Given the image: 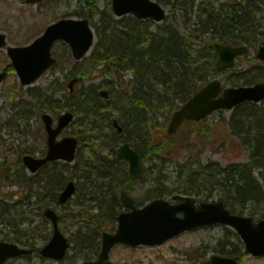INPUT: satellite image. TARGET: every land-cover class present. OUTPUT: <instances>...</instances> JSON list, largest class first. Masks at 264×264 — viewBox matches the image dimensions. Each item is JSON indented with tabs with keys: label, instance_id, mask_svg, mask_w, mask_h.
<instances>
[{
	"label": "rangeland",
	"instance_id": "obj_1",
	"mask_svg": "<svg viewBox=\"0 0 264 264\" xmlns=\"http://www.w3.org/2000/svg\"><path fill=\"white\" fill-rule=\"evenodd\" d=\"M91 1L93 2V6L91 4L84 5L82 0H49L43 4L37 5L27 4L24 0H0V32L7 34L8 37L6 46L0 48V72L6 70L11 62L7 53L9 46L26 45L39 36L48 24L54 20L75 12L83 15L89 11L91 22L95 21L96 24L99 23L98 26L100 27L101 32L104 31L105 26L107 25V22L103 20V10L108 12L106 15H112L115 20H120L114 15L111 6L112 0ZM161 1H163V5L168 11V17L162 24L150 23L149 31L159 33V31L163 28L173 25L180 31L181 34L188 35V44L195 51L202 49L205 44L209 43L212 38L211 34H200V32L193 33V30L196 29L203 30V28L197 24L200 16L199 8L203 7L199 6V4L202 5L201 2L203 1V5H206L205 3L207 0H191V6L187 12L180 9L179 5L174 7L173 3L168 2V0ZM208 1L213 3L214 7L220 9H222L224 5V9L227 10L228 0ZM242 1H240L242 4L246 2V0ZM235 2L236 5L240 3L236 0ZM254 2L257 3L259 10L253 14V23H263L264 25V0H254ZM192 4L194 6H192ZM70 17L73 16L70 15ZM135 25L137 27V23H135ZM121 28L122 26L119 25L116 27L115 31H119ZM141 28L146 30L147 26H142ZM95 29L97 30V27ZM253 29H256V27ZM108 30L111 31V28ZM261 30H264V26H261L257 30V33ZM113 32L114 30L109 33H105L104 35H109ZM208 33H211V31ZM199 36L203 41H199L197 38L195 39V37ZM98 42L99 39L97 38L95 47L92 51L93 53L98 48ZM258 44L261 43L257 41L256 45ZM92 52L86 56L83 61H77L74 59L69 47L62 45V43L56 45L54 48V54L59 60L58 64L47 71L46 74L39 79L36 85L40 88H45L52 83H56L58 89H61V92L56 94V99L59 101L61 106L68 107V105H70L68 80L71 78L69 77V73L75 72V68L77 67L80 75L84 74V70L87 71L86 76L82 78V85L79 87L77 92V94L81 91L83 92L78 99L83 100L84 93L94 87L108 88V85L112 80L116 82V86H113L112 89L109 88L112 92L113 100L114 98L117 99L121 95H125L127 91L131 92L138 81L136 73L133 70L125 69L122 73L121 71H118L119 73H116L113 78L93 73L92 70L90 71V69L94 66L92 62ZM254 53L255 51L252 52V54ZM256 63L239 58L234 69L226 70L224 72L209 70L208 77H206V79H220L223 81L225 86H231L233 84V80L239 74L244 75L247 73L248 69L252 65H256ZM8 71V76L2 81V83H0V165L1 163H6L5 166H0V201L4 200L8 203V205H21L19 204V201H24L23 206L21 205L20 208L27 210V212L31 211L35 216V220L33 222L25 220L17 224V221H20V218L15 215V212H5L4 219H0V240L6 239L8 233H10L9 237H13L15 235V233L10 232L12 226L10 227L9 223H11L17 224V228L20 229L19 236L23 237V242L29 241V235H35L36 237L38 236L35 242L41 245L47 242L46 238L48 237V230L46 231V227H44L41 223L43 220L41 215L43 211L41 210V212H39V209L35 208L33 203L37 198L44 195V193L49 189V185L38 188L36 186L32 192L33 197L31 195L29 202L26 199L28 192L23 188V186L21 184H15V182H10V179L5 175H10L12 172V181L17 177L18 172H21L24 169L23 164L19 160L21 159V155L24 151L30 152L35 156H40L45 151V131L40 114L48 111L55 118H57L68 109H62V112L57 115L55 113H59L60 110L52 113L51 109H48L47 106L42 108V105L37 107L33 104L30 107L29 121L31 125L27 130V133H17L13 131L19 126L20 128H25V124L24 122L22 123L21 114L19 113L23 105L13 107L10 103L11 98L12 96H17L20 98L19 101L21 102V100L26 97L23 92L26 88L21 87L22 84L16 72L13 70ZM242 82L243 80L240 83ZM77 85L78 83L75 86ZM9 86L14 87L11 88ZM18 86L20 88H17ZM15 88L17 89L14 90ZM157 90L159 96H156L154 99L155 105H171V102L166 99L167 97L170 99V94L164 91L162 85H157ZM15 92H17V94H15ZM164 99L166 100L163 101ZM126 101L129 102L126 99L124 100V104L127 103ZM112 102L110 104H105L104 106L102 105V109L93 108L91 110V113L94 116L93 124L90 123L89 118L84 119L81 115L79 118L83 117V119L79 121L77 116L76 122L66 129L62 136L78 132L81 133V136L83 137V134H86L88 132L87 130H89L88 136L90 138L86 136V146L92 152H96L102 156L106 155L108 149L105 150L104 141L109 138L108 132H110L108 114H115L119 118V114L112 111L115 107V104H112ZM41 103L43 102L41 101ZM175 103V105L181 104L179 101H176ZM261 106L264 107V102ZM261 106L259 108H261ZM42 109H46V111L42 112ZM165 110L166 107L158 112L159 123L162 122L168 124L169 122V119L167 120V117L164 115ZM246 113L250 114L249 111ZM232 116L233 111H218L209 116L204 122V126L201 125L200 128L193 123L185 124L174 138V141L178 146V151L175 150L166 152L162 156L155 159L147 157L148 160L146 161V167L148 170L146 171V174H144L142 179L139 178L130 184L131 192L135 198L138 201L145 200L146 195L152 191L151 189H156L159 185L160 186L156 189V191H161L166 198H171L174 194H182L184 187L204 185L207 186L208 190L198 196L199 200L216 201L220 200L221 195H226V189L223 186H219L218 183L205 182L202 180L200 185L199 178L195 177L196 180L192 183L193 181L190 180V182L189 177L197 171V169L191 167V163L196 161L198 158L205 164L216 163L222 167L229 166L233 163H247L250 161L251 158L246 148L242 147L240 142L227 132V130L229 132L231 131L229 130L228 121ZM247 118V116H243V120L246 122ZM250 124L253 125V123ZM148 130L153 141L159 135L161 136V132L158 131L157 128L155 129L152 122H149ZM200 131H205L208 137H210L209 140H206ZM94 132H99L100 135H105L103 138L100 137L98 140L94 138L92 139L93 136L91 134ZM163 133L165 134L166 131ZM9 167L11 169L10 173L8 172ZM1 168H3V171ZM50 169V171L55 170L57 172H63L65 179L70 176L69 171L73 170V168H67L60 163L55 167H50ZM52 173H50V175ZM254 174L262 181L264 168H256ZM254 205L255 204H253V207ZM51 206H55V204ZM256 206L259 210L264 212V203ZM73 207L77 208L75 205ZM88 208L89 203L86 205L87 210ZM57 210L60 212L63 211L62 209ZM93 210L94 212L99 211L97 206L93 208ZM74 212L77 211H71V213ZM246 215H250V213L247 212ZM69 222L71 224L70 219ZM62 230L68 236L70 226L63 223ZM227 252H230L231 254H225ZM216 254L237 257L242 260V264H264V257H255L249 254L245 255L244 245L239 236L233 229L223 225L202 227L194 231L184 233L175 239L156 247H128L125 245H118L111 253V260L118 264H201V262L209 260L211 256ZM82 262L83 260L81 257L75 259L74 257H69L67 260H64L63 263L43 261L38 257H32L27 260L20 259L11 262L10 264H82Z\"/></svg>",
	"mask_w": 264,
	"mask_h": 264
},
{
	"label": "trees",
	"instance_id": "obj_2",
	"mask_svg": "<svg viewBox=\"0 0 264 264\" xmlns=\"http://www.w3.org/2000/svg\"><path fill=\"white\" fill-rule=\"evenodd\" d=\"M243 12L246 11L238 10L235 13L220 12L217 19L215 18L210 21V24L208 23L209 26L212 25L213 34L223 42H230L226 40L223 31L227 28L228 31H232L231 26L234 25L235 29L244 35L248 31V23L243 19ZM103 18L107 22L110 21L112 16L109 18L108 14L106 15L104 12ZM207 30L208 28L201 31L196 29L193 30V33L206 34ZM138 32H141V30L136 31L130 28L127 34L120 35L114 29V32L108 36L101 35V38L109 39V42L107 44L103 43L106 46L105 51L103 53L98 50L95 51L93 58L98 63L102 61L116 63L115 69L108 65L107 72L110 74L119 73L118 71L122 73L125 69L133 70L136 73L138 81L133 90L127 92V97L130 101L129 105L120 101L121 108L126 109L129 107L130 110V116L126 117V119L124 116L122 120L125 123L127 135L130 134L128 139L132 141L134 147L141 152L145 159L147 157L155 159L166 152L178 151L177 143L174 141L176 135L169 136L167 134V123L158 122V112L166 107L164 115L168 120L172 112L180 106L175 105V102L184 103L198 88L199 82H205L207 71L211 70L215 57L211 47L204 51L195 52L190 45L186 46L185 40L188 39V35L182 36L173 27H168L167 30L163 31L162 35L160 34L161 37L158 38L149 37L146 34H142V32L138 34ZM246 37L243 36L242 38ZM120 39H123V44L112 50L109 45L116 44V40ZM151 40L153 41L152 44L145 49V43L147 41L151 42ZM197 40L202 41V38L199 36ZM206 45L210 44L207 43ZM257 76L258 74L253 76V78H257ZM245 82L250 83L252 79H246ZM157 85H162L164 91H168L170 99L168 97L166 99L171 102V105H155L154 99L159 96ZM97 97L96 93H88L87 96L92 103L99 104ZM87 105L90 104L82 102L81 105L75 103L73 106L77 110H80L81 107L89 110ZM247 111L250 114L246 113ZM244 115L248 117V123L243 120ZM149 122H152L155 129L157 128L161 132V136L159 135L154 141L148 130ZM228 123L231 131L227 130V132L237 139L242 147L246 148L251 161L246 164H232L222 168L216 163L205 164L198 158L191 163V167L197 169V171L189 178L195 181V177H202L205 182H215L219 186H223L226 189V195H221V197L230 206L232 212L239 211L244 213L245 211H250L252 216L264 218V212L256 206L264 203V185L254 175L256 168H264V108L260 109L255 104L238 106ZM250 123H253V125ZM193 124L198 128L201 125L204 126V122ZM164 131H166L165 134L163 133ZM201 134L204 135L203 137L206 140H209L210 137L205 131H202ZM79 136L81 143H85L84 137L82 138L81 134ZM104 144L105 149L107 146L110 147L111 155H113L116 146L112 139L108 138L104 141ZM87 160L88 162L86 160L82 162L83 173L72 172V177L78 178V189L81 191L80 198L89 196L94 197L95 200H100L101 212L105 211L110 215L114 212L117 204H112L109 200L107 201L106 196L102 195L106 183L103 181H109L114 185L110 186L111 194L108 197L116 200L117 183L129 182L133 178L129 175L127 169L123 167V163L116 158L111 159L109 156H102L94 152V158ZM77 164V167H79L80 161ZM65 165L67 167L70 166L69 164ZM20 178H22L24 183H29L28 185L30 186L34 183L25 174H20ZM58 182L60 184L59 180ZM156 188L158 189L159 186ZM186 190H189V188L187 187ZM206 190H208L207 186L204 185L203 192ZM155 193L156 195L154 196L162 195L157 191ZM253 204H255L254 207ZM11 226L13 231L19 233L17 224H10ZM81 244L83 250L90 249L96 245V240L90 235H85L81 240ZM227 253L231 254L230 252Z\"/></svg>",
	"mask_w": 264,
	"mask_h": 264
},
{
	"label": "water",
	"instance_id": "obj_3",
	"mask_svg": "<svg viewBox=\"0 0 264 264\" xmlns=\"http://www.w3.org/2000/svg\"><path fill=\"white\" fill-rule=\"evenodd\" d=\"M41 0H28L37 2ZM115 14L123 16L133 13L140 18H153L162 21L166 17L165 9L153 0H113ZM57 39L66 40L73 48L76 58H81L92 46L94 32L89 26L88 20L66 19L52 24L44 35L26 47L10 48L9 53L14 65L18 70L24 83L35 81L52 63L51 48ZM6 43V36L0 34V47ZM220 59L218 68L233 67L234 59L238 54L247 52L246 47L218 45ZM258 57L264 59V46L261 47ZM5 74H0V81ZM222 91L220 81H213L192 97L188 103L177 110L169 124L170 134L177 132L185 120L201 121L208 114L217 109H232L235 105L250 100L260 102L264 99V83L254 87H239L226 89L223 96L218 97ZM101 95L109 99L107 91ZM73 114L62 115L57 129L52 127V118L45 115L47 130L49 132V152L45 158L38 159L25 156V164L32 172H35L43 164L51 160L64 159L73 161L76 156L78 140L74 137H67L59 142L56 138L62 129L73 119ZM119 131L123 129L114 119ZM118 156L127 157L131 161V172L134 175L144 171L141 156L131 148L129 144L122 146L117 152ZM75 184L71 181L60 195V202L64 203L71 198L75 192ZM123 201L127 206H133V200L125 193L122 194ZM182 199L179 205H171L164 199H156L143 208L134 207L131 213L122 214L119 217V228L115 234L105 233L103 237V248L97 261H90L86 264H113L109 259L111 248L117 243L130 245H157L165 242L185 230L201 225L222 223L233 227L243 239L246 249L254 255H264V219L255 222L252 217L232 214L223 201L217 203H202L198 208L194 206L191 198ZM183 210V218L177 216V212ZM46 215L51 218L55 225V234L50 243L46 245L41 253L46 257L61 259L66 255L69 248L67 238L58 228L59 217L55 211L48 209ZM32 250L21 249L16 244L0 242V264H4L10 257H17L23 254H30ZM205 264H239L234 258L215 256Z\"/></svg>",
	"mask_w": 264,
	"mask_h": 264
},
{
	"label": "flooded vegetation",
	"instance_id": "obj_4",
	"mask_svg": "<svg viewBox=\"0 0 264 264\" xmlns=\"http://www.w3.org/2000/svg\"><path fill=\"white\" fill-rule=\"evenodd\" d=\"M15 130H17V129H15ZM26 133L27 132L25 131L24 134H26ZM41 155H43V154H41ZM44 173H45L44 170H41V169L37 172V180H36L37 184H39L40 187H44L45 185L50 186V183L54 184L53 181H50V176L48 174H44ZM56 178L57 177H55V176L53 177V179H56ZM131 183H129V184L128 183H117V186H120V187L125 186L126 188L127 187L129 188ZM108 184L111 185V183H108ZM128 188H127V192L132 195V192H129ZM50 190L51 189H48L42 197L37 198V202H36V208L39 209V212H41V210L43 211V213L41 214L42 219H43L41 221V223L44 227H46V231L48 230V237L46 238L47 242L44 244H41V245L39 243L35 242V240L23 242L26 247H28L30 249H34V253L30 254L29 256L28 255L23 256L20 259H26L27 260V259H31L32 257H38L43 261H55V262L63 263V261L67 260L69 257H71V258L74 257V259L79 258V256L76 257L74 255L68 254L63 260L56 261L54 259L46 258V257L41 255V253H40L41 248L43 246H45L55 234V225L53 223V220L51 218H49L46 215V213H44V211L47 208H51V209L56 211V213L59 217L57 224H58V226L62 232H63V230H62V224L63 223L70 226V231H69L68 236H67V234H65L63 232V234H65L69 239L77 238V237L82 239L85 235H90V234H95L99 237H102L105 232L113 231L114 228L117 227L119 214H121L122 212H127V211L131 210V208L125 207L122 203L121 193L124 189H121L120 198L118 201V203L122 204L121 209L117 210L114 213V215H111L112 218L109 219L108 223L103 221L107 218V213H97V212H94V210H93V208L96 207L95 205H97L99 200H95L94 198H92L91 200L88 201L90 204H89L88 210H86V214L76 215V214H81L82 212H84L86 207L77 206L76 203H79L78 201H74V202L69 201L67 203L61 204L59 202V197L57 199L54 198L53 193H50L51 192ZM81 202L86 203L85 201H81ZM112 202H115V201L112 200ZM51 203H53V204H51ZM47 204H49V205H47ZM54 204H55V206H51ZM74 205L77 206V208H74L73 207ZM44 206L46 207V209H44L45 208ZM70 208H71V210H70ZM57 209H62L63 211L60 212ZM72 210L77 211L78 213H71ZM64 213L65 214L67 213V214L65 215ZM69 219L71 220V224L69 222ZM97 226H99V228H96ZM37 238H38V236L36 237V239ZM95 249H96V245L91 247L89 249V252H92V251L94 252ZM93 256L95 257V255H93ZM20 259L9 260L7 262V264H10L11 262H14V261H17ZM85 262L83 261L82 264H84ZM73 264H75V263H73Z\"/></svg>",
	"mask_w": 264,
	"mask_h": 264
}]
</instances>
